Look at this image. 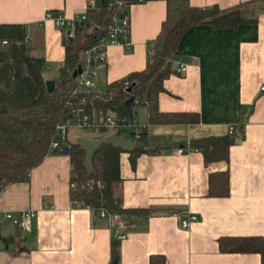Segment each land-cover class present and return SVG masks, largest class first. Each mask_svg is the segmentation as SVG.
<instances>
[{"label":"crops","instance_id":"obj_1","mask_svg":"<svg viewBox=\"0 0 264 264\" xmlns=\"http://www.w3.org/2000/svg\"><path fill=\"white\" fill-rule=\"evenodd\" d=\"M187 1L194 7L226 9L250 0ZM84 10L85 0H0V24L25 27L26 46L44 59L43 75L54 81L65 57L64 30L45 19L46 11L70 19ZM123 11L129 16L131 50L106 48V66L96 86L143 69L165 17V1L143 0ZM177 49L173 65L186 68L163 81L156 106L163 113H195L198 121L149 124L146 108L140 105V112L137 106L134 123L145 130L152 150L137 153L133 165L127 153L119 154L121 206L147 214L125 223V239L114 238L118 229L70 200V157L52 150L27 180L0 191V264H148L153 254L162 255L164 264H261L254 253L221 252L217 241L264 236V88L259 89L264 85V6L253 23L194 25ZM237 123L243 124L242 131L226 162L204 164L193 148L175 152L190 139L224 135L228 125ZM68 130L65 144L70 147L78 138ZM222 169L227 171L228 194L205 196L208 172ZM25 209L36 212L29 230L4 218L6 212ZM188 213L197 220L182 229L179 219ZM112 239L116 260H110Z\"/></svg>","mask_w":264,"mask_h":264},{"label":"trees","instance_id":"obj_2","mask_svg":"<svg viewBox=\"0 0 264 264\" xmlns=\"http://www.w3.org/2000/svg\"><path fill=\"white\" fill-rule=\"evenodd\" d=\"M107 1L102 0L100 7L85 9V19L76 23L71 39L63 38L65 57L52 91L46 87L44 59L34 55L26 46L25 27L0 24V191L10 183L28 179L30 171L48 153L57 125L71 122L76 113L91 117L92 114L101 116L112 112L125 121H133L134 110L143 105L149 124L197 122L195 113H163L156 106L158 94L164 91L163 81L174 73L173 60L179 53V39L197 24L225 28L253 23L264 6V0L245 1L226 9L194 7L187 0H164L165 17L159 33L152 40L151 50L146 54L143 69L106 83L101 92L83 88L74 92L75 73L83 51L106 34V25L113 12ZM248 5L252 7L249 12L246 11L248 8L245 10ZM130 96L132 99L124 104ZM242 126L237 123L231 134L190 139L187 145L201 153L204 164L226 162L228 149L235 143ZM139 135L142 151L152 150L147 146L143 128H140ZM121 152L108 144L99 145L92 157L96 174L90 178L81 165L83 152L77 143H71L68 153L71 161L69 197L95 215L105 209L117 214L127 224L131 218L144 216L147 211L121 206L118 173ZM137 153L140 152L127 153L131 165ZM227 194V171H209L205 196L225 197ZM217 243L221 252L254 253L264 264V236H223ZM117 250V243L112 239L110 260L117 259ZM148 264H164V258L159 254L150 255Z\"/></svg>","mask_w":264,"mask_h":264},{"label":"built area","instance_id":"obj_3","mask_svg":"<svg viewBox=\"0 0 264 264\" xmlns=\"http://www.w3.org/2000/svg\"><path fill=\"white\" fill-rule=\"evenodd\" d=\"M108 6L112 7L113 12L110 15L109 22L106 25V34L99 37L91 46L86 48L78 63L79 69L76 75V86L74 89L78 91L80 88L94 90L96 88V78L98 73L106 66V48L110 45H118L123 47L125 51L131 50V41L129 39V16L123 9L131 4L128 0H108ZM93 6V0H85V9ZM45 19L54 21L57 27L64 30V37H72L75 31L76 23L85 19V11L74 15L70 19H66L62 13L54 11H46ZM99 28V26H96ZM6 41H3L5 44ZM186 66L183 63H175L173 72L181 74ZM264 85L259 89L262 90ZM68 127H94L98 131V137H103L108 134H117L120 137L138 142L140 128L134 121H125L124 118H119L112 112H107L104 115L92 114H75L71 122L59 124L56 127L55 134L49 144L48 152L52 150H61L66 146V133ZM234 130V125H228L227 133L231 134ZM192 148L188 145L177 147L175 152L183 154L189 152ZM36 212L32 209H25L18 213L6 212L4 218L10 221L14 226L23 230H29L33 227ZM96 216L105 219L109 228L118 229L114 238L123 240L126 238V224L115 213H110L105 209H100ZM197 220V216L188 213L185 217L179 219V226L182 229L188 228L189 225Z\"/></svg>","mask_w":264,"mask_h":264},{"label":"water","instance_id":"obj_4","mask_svg":"<svg viewBox=\"0 0 264 264\" xmlns=\"http://www.w3.org/2000/svg\"><path fill=\"white\" fill-rule=\"evenodd\" d=\"M101 5H102V0H93L94 7H100ZM68 38L71 39V37ZM78 71L79 69L76 70L75 76L77 75ZM46 87L48 91H52L54 87V81L46 80ZM128 91L129 88H127V92ZM131 99L132 96L128 97L125 100L124 104L128 103ZM76 143L78 144V148L83 152V157L81 162L82 168L90 178H94L96 174L95 169L92 165V157L94 151L99 145L108 144L114 148L120 149L122 152L125 153H129L134 150L141 152L143 150L141 144L134 142L130 139L120 137L117 134H113V133L96 139L79 137ZM60 151L63 154H68L70 151V147L64 146Z\"/></svg>","mask_w":264,"mask_h":264},{"label":"rangeland","instance_id":"obj_5","mask_svg":"<svg viewBox=\"0 0 264 264\" xmlns=\"http://www.w3.org/2000/svg\"><path fill=\"white\" fill-rule=\"evenodd\" d=\"M248 8V10H246ZM250 8L252 9V7L250 5H248L245 10L247 12H249ZM253 9L255 10L256 8L253 7ZM103 84L100 82L98 86H96V88L94 89V91L96 92H101L103 90ZM138 111H142V108L139 106L137 107ZM138 112V113H140ZM136 113L133 116V121L135 122V120H137V117L139 116V114ZM68 135L71 136H75L77 138L79 137H85V138H97L98 137V131L96 128L94 127H83V128H77V127H69L68 130Z\"/></svg>","mask_w":264,"mask_h":264}]
</instances>
